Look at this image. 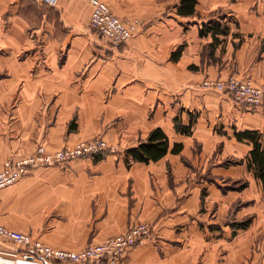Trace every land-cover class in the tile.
I'll return each instance as SVG.
<instances>
[{
	"label": "crops",
	"instance_id": "1",
	"mask_svg": "<svg viewBox=\"0 0 264 264\" xmlns=\"http://www.w3.org/2000/svg\"><path fill=\"white\" fill-rule=\"evenodd\" d=\"M50 1L0 0V169L40 144L57 151L103 136L119 150L37 168L0 190V223L31 232L20 221L30 215L23 202L46 201L82 225L71 247L32 231L56 247L81 249L148 221L154 234L126 254L128 264H264V217L244 228L221 223L234 200L264 204L247 164L252 142L238 136L257 130L264 143V111L203 86L235 75L264 88V0H198L188 16L178 14L181 0H105L144 25L112 49L90 29L88 0ZM209 21L228 26L214 45L213 32L200 33ZM177 116L191 134L176 130ZM155 127L182 152L128 165L127 151ZM229 157L245 161L224 166ZM210 167L249 184L224 193L200 176ZM245 212L261 216L255 205ZM23 249L0 236L1 256Z\"/></svg>",
	"mask_w": 264,
	"mask_h": 264
},
{
	"label": "built area",
	"instance_id": "2",
	"mask_svg": "<svg viewBox=\"0 0 264 264\" xmlns=\"http://www.w3.org/2000/svg\"><path fill=\"white\" fill-rule=\"evenodd\" d=\"M93 10L92 24L114 46L128 42L140 27L139 20H122L107 3L90 0ZM203 85L229 92L234 100L251 107L264 108V89L250 80L231 77L227 80L206 79ZM117 147L103 138L80 141L57 151H49L40 145L32 155L7 159L0 170V190L6 188L40 166L64 164L76 158L91 157L104 151H116ZM154 234V225L148 221L137 222L125 233L116 234L100 242H93L82 249L52 246L34 239L27 232L14 230L0 224V235L21 243L23 264H128L126 254Z\"/></svg>",
	"mask_w": 264,
	"mask_h": 264
},
{
	"label": "rangeland",
	"instance_id": "3",
	"mask_svg": "<svg viewBox=\"0 0 264 264\" xmlns=\"http://www.w3.org/2000/svg\"><path fill=\"white\" fill-rule=\"evenodd\" d=\"M104 1L105 3H107L105 0H102ZM50 2H52L53 4L57 2V0H51ZM89 4H90V7H91V13H90V29L92 32L96 33L100 38H103V40H105L106 42V45L112 49L114 47H121L123 45H126L128 44V42L136 35L139 33V31L142 29V27H144L143 25V20L139 19V18H133V19H126V18H122L120 17L118 14H116L112 9L111 7L109 6V4L107 3V5L109 6L110 10L116 15V16H119L122 20H139L140 22V27H138V30L136 31V34L126 43L120 45V46H114L105 36H103V34L92 24L91 22V16H92V10H93V6L90 2V0H88ZM5 74H2L0 73V78L4 77ZM231 77H236V78H239V79H244V80H250L252 81L251 79H248V78H240L239 76H230L229 78ZM227 78V79H229ZM206 79H212V80H218V79H213V78H206ZM205 79V80H206ZM221 79V78H219ZM227 79H222V80H227ZM204 82V81H203ZM252 83L258 87H261L260 85L256 84L255 82L252 81ZM204 86V85H203ZM206 87V86H204ZM206 88H209V87H206ZM263 88V87H261ZM212 89H215V88H212ZM264 89V88H263ZM217 90V89H215ZM219 92H223V93H227L233 100V96L229 93V92H226V91H220V90H217ZM235 101V100H234ZM236 102V101H235ZM238 103V102H236ZM240 104V103H238ZM242 106H247L249 108H252V109H261L264 111V108H257V107H251L249 105H246V104H240ZM95 138H103L106 140V138H104L103 136H96L92 139H95ZM87 140H91V139H87ZM87 140H81V141H87ZM107 141V140H106ZM80 142V141H78ZM108 143H110L109 141H107ZM77 143V142H76ZM75 144V143H74ZM112 145H115L117 147L116 151L114 152H111V151H104L100 154H97L95 156H91V157H84V158H94V157H101L103 158V156H105L106 154H112V153H116L118 152L119 150V146L116 145V144H113V143H110ZM40 145H44V144H40ZM38 145V147L40 146ZM67 145H73V144H66L65 146ZM45 146V145H44ZM64 146V147H65ZM37 147V149H38ZM46 147V146H45ZM63 147V148H64ZM47 148V147H46ZM36 149V150H37ZM48 149V148H47ZM35 150V152H36ZM49 150V149H48ZM51 151V150H49ZM34 152V153H35ZM54 152V151H52ZM32 153V154H34ZM30 154V155H32ZM26 156H29V155H26ZM21 157H25V156H21ZM10 158H19V157H9L7 159H10ZM84 158H76V159H84ZM5 159V161L7 160ZM74 160V159H73ZM240 160L239 158H233V157H229L227 159L224 160V166H231V165H236V164H239L237 163V161ZM4 161V162H5ZM72 161V160H71ZM70 162V161H69ZM67 162V163H69ZM67 163H64V164H57V165H48V166H40V167H36L34 169L31 170V172L26 175L25 177L29 176L33 170L37 169V168H42V167H53V166H63ZM4 164V163H3ZM3 166V165H2ZM1 170V169H0ZM221 174L220 173H216L212 170V168L210 167V172H206L204 174H200V176H204V177H208L210 178V183H216L217 184V187H220L222 189V191L224 193H227L228 191L230 190H242L243 188V184L244 183H247V186L249 184V180L246 178V177H241L239 179H234L232 177H223V176H220ZM23 177V178H25ZM22 178V179H23ZM220 179H224L223 181H221ZM21 180V179H20ZM19 180V181H20ZM18 182V181H17ZM16 182V183H17ZM220 182V184H219ZM222 183V184H221ZM15 184V183H14ZM224 184V185H223ZM13 185V184H12ZM11 186V185H10ZM246 186V187H247ZM9 187V186H8ZM7 188V187H6ZM5 189V188H3ZM2 190V189H1ZM24 204V207L25 209H28L30 210V215L29 216H25V217H22L20 218V221L21 222H26V227H28L29 231L31 232H27L29 233L31 236H33L34 239H38V240H41L43 241L41 238H38V237H35L33 234H32V231L35 230V234L36 235H39L41 236L42 238H44L45 240H47V238L49 240H52L53 242H55L56 244H60V245H63V246H66V247H71V246H76V244H79L80 242H78V239L79 237L81 236L79 233H76L79 229L82 228V225H80L79 221L75 220L74 218L72 217H68L61 209L59 208H54V204L52 202H46V201H25L23 202ZM252 205H255L257 207V212L260 213L261 216L257 215V214H252V213H246L245 211H247ZM259 207V208H258ZM229 210L227 211L228 214L225 215V217L222 219L221 223L223 224H227V225H230L234 228H244V227H239V226H234L237 222H245V221H248L249 224H253L255 222V219H258V218H263L264 215V204L263 206H261V202L259 204H255V201L254 202H245L243 201L242 199H238V200H234L233 202H231L229 204ZM214 210L215 211H218V203L216 202L214 204ZM246 213V214H245ZM241 215V216H240ZM259 223H264V219H261ZM1 224V223H0ZM3 226H6L4 224H1ZM8 227V226H6ZM247 227V226H246ZM8 228H11V227H8ZM13 229V228H11ZM16 230V229H14ZM1 236V235H0ZM3 238H6L8 240H12L15 242V240L13 239H10V238H7V237H4V236H1ZM44 242V241H43ZM17 244H20L21 246H23V251L27 248L26 245L24 246L23 244L21 243H18V242H15ZM46 243V242H45ZM90 243H93L92 241H89L87 243L90 244ZM48 244V243H47ZM51 245V244H50ZM86 245V246H87ZM54 246V245H52ZM68 249H71V248H68ZM82 249V248H81ZM23 255V253H22ZM23 259L24 257L21 256ZM21 257H18V256H15V255H12V256H9V257H4V256H1L0 255V264H23V259H20Z\"/></svg>",
	"mask_w": 264,
	"mask_h": 264
},
{
	"label": "trees",
	"instance_id": "4",
	"mask_svg": "<svg viewBox=\"0 0 264 264\" xmlns=\"http://www.w3.org/2000/svg\"><path fill=\"white\" fill-rule=\"evenodd\" d=\"M198 0H181L180 5L177 8L178 14L182 16L194 15L196 13V5ZM210 32L214 34V41L210 45H214L220 42L217 37L219 33H227L228 26L223 21H209L202 25L200 33L206 35ZM182 47L173 54L174 59H178L181 55ZM177 54V55H175ZM73 124V123H72ZM71 124V125H72ZM70 125V129L72 126ZM176 130L184 133L191 134L192 126L184 124L177 116L175 118ZM240 138L249 139L252 142V148L250 149L247 157L248 168L252 170L255 176L261 180L264 191V143L262 141V135L259 131H244L239 132ZM184 146L182 143H176L172 149H170V140L168 135L161 127H155L151 130L148 138L142 141L137 147L131 148L127 151V164H131L133 161L150 162L163 158L171 150L174 153H181ZM245 159H240L237 163L244 162ZM247 183L243 184L246 187ZM249 222H237L234 226L246 227Z\"/></svg>",
	"mask_w": 264,
	"mask_h": 264
}]
</instances>
